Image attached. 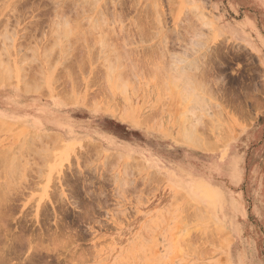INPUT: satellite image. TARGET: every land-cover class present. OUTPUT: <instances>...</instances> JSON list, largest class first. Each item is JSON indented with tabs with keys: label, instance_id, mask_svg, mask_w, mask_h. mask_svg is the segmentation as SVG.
<instances>
[{
	"label": "rangeland",
	"instance_id": "374dc122",
	"mask_svg": "<svg viewBox=\"0 0 264 264\" xmlns=\"http://www.w3.org/2000/svg\"><path fill=\"white\" fill-rule=\"evenodd\" d=\"M0 77V264H264V0H0Z\"/></svg>",
	"mask_w": 264,
	"mask_h": 264
},
{
	"label": "bare ground",
	"instance_id": "6f19581e",
	"mask_svg": "<svg viewBox=\"0 0 264 264\" xmlns=\"http://www.w3.org/2000/svg\"><path fill=\"white\" fill-rule=\"evenodd\" d=\"M118 6H119V5H118ZM120 6H121V5H120ZM192 6H193V5H192ZM194 7L197 8L198 6L196 7V6L194 5ZM199 7H200V6H199ZM144 10H145V9H144ZM62 18H63V17H62ZM76 18H77V17H76ZM82 18H83V17H82ZM63 21L65 22L66 20H63ZM78 21H79V20H78ZM75 24H76V22H75ZM63 30H64V29H63ZM66 34H68V33L66 32ZM64 35H65V34H64ZM77 35H78V34H77ZM66 37H67V36H66ZM81 37H82V36H81ZM64 38H65V37H64ZM65 40H67V39H65ZM0 78H1V77H0ZM4 81H5V80H4ZM184 82H185V81H184ZM33 84H34V83H33ZM29 85H30V84H29ZM31 85H32V84H31ZM24 86H25V85H24ZM32 86H33V85H32ZM29 87H30V86H29ZM33 87H34V86H33ZM43 87H44V86H43ZM21 88H22V87H21ZM28 90H29V89H28ZM28 90L26 89V92H27ZM67 93H68V92H67ZM49 134H51V133H49ZM49 134H48V135H49ZM192 134H193V133H192ZM37 135H38V134H37ZM189 136L191 137L190 140H192V136L190 135V133L187 135L186 138H188ZM194 136H195V135H194ZM34 137H35V136H34ZM186 138H185V139H186ZM42 139H43V138H42ZM196 139H197V137H196ZM36 140H37V138H36ZM38 140H39V139H38ZM54 140H55V139H54ZM197 140H198V139H197ZM40 141H41V139H40ZM191 142L197 144V142L195 141V138H193V140H192ZM49 143H50V142H49ZM197 145H199V144H197ZM120 154H121V153H120ZM119 158H120V157H119ZM106 159H107V158H106ZM113 159H114V158H113Z\"/></svg>",
	"mask_w": 264,
	"mask_h": 264
}]
</instances>
